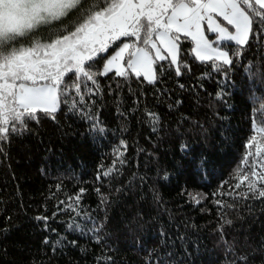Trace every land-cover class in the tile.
<instances>
[{"label":"trees","instance_id":"16d2710c","mask_svg":"<svg viewBox=\"0 0 264 264\" xmlns=\"http://www.w3.org/2000/svg\"><path fill=\"white\" fill-rule=\"evenodd\" d=\"M234 47L216 71L183 41L180 76H98L84 104L70 89L54 119L0 141V264H264V202L234 187L260 171L264 38Z\"/></svg>","mask_w":264,"mask_h":264},{"label":"snow or ice","instance_id":"6c2138e0","mask_svg":"<svg viewBox=\"0 0 264 264\" xmlns=\"http://www.w3.org/2000/svg\"><path fill=\"white\" fill-rule=\"evenodd\" d=\"M257 36L264 38V0H0V141L26 130L40 114L54 119L61 104H68L70 89L79 98L70 110L84 104L82 89L94 95L90 82L99 91L98 76L143 77L154 84L157 70L170 66L180 76L181 64L188 67L181 60L183 41L190 42L195 61L220 71L233 64L230 45L240 56L239 49ZM253 143L255 153L248 155L259 158L260 171L254 165L250 173L238 175L234 187H246L241 198L264 202V144L254 136L249 149ZM123 155L117 150L121 165ZM114 170L115 163L101 176ZM84 191L74 197L77 206ZM106 201L103 197L101 204ZM67 210L76 211L73 204Z\"/></svg>","mask_w":264,"mask_h":264},{"label":"rangeland","instance_id":"374dc122","mask_svg":"<svg viewBox=\"0 0 264 264\" xmlns=\"http://www.w3.org/2000/svg\"><path fill=\"white\" fill-rule=\"evenodd\" d=\"M210 38H213L212 37V34H208ZM199 62V61H198ZM210 63V62H209ZM174 68V67H173ZM143 79V77H141ZM264 144V143H263Z\"/></svg>","mask_w":264,"mask_h":264}]
</instances>
